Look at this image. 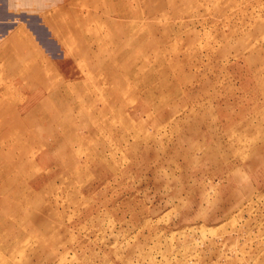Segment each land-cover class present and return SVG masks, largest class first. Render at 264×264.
Masks as SVG:
<instances>
[{"label": "rangeland", "instance_id": "374dc122", "mask_svg": "<svg viewBox=\"0 0 264 264\" xmlns=\"http://www.w3.org/2000/svg\"><path fill=\"white\" fill-rule=\"evenodd\" d=\"M26 14L38 44L0 37V264H264V0Z\"/></svg>", "mask_w": 264, "mask_h": 264}, {"label": "crops", "instance_id": "0c3cea01", "mask_svg": "<svg viewBox=\"0 0 264 264\" xmlns=\"http://www.w3.org/2000/svg\"><path fill=\"white\" fill-rule=\"evenodd\" d=\"M27 3L28 0H0V37L5 36L7 40H11L16 44L17 40L14 39L13 35L19 32L21 36L25 35L26 39L28 36H31L37 43L33 34L26 32L24 30L25 28H23V24L25 23L27 16ZM34 32L36 34V31ZM40 34L42 36L41 30ZM0 49L9 51L12 49H19V47H12L10 44L5 42L3 43V46H0ZM39 49L41 48L39 47Z\"/></svg>", "mask_w": 264, "mask_h": 264}]
</instances>
